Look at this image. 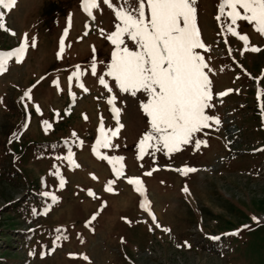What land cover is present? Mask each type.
Segmentation results:
<instances>
[{"label":"rangeland","instance_id":"1","mask_svg":"<svg viewBox=\"0 0 264 264\" xmlns=\"http://www.w3.org/2000/svg\"><path fill=\"white\" fill-rule=\"evenodd\" d=\"M0 5L5 264H264V0Z\"/></svg>","mask_w":264,"mask_h":264},{"label":"trees","instance_id":"2","mask_svg":"<svg viewBox=\"0 0 264 264\" xmlns=\"http://www.w3.org/2000/svg\"><path fill=\"white\" fill-rule=\"evenodd\" d=\"M19 204V203H18ZM18 204H13L12 205V208L13 210L15 211L16 208L19 206ZM29 208V207H28ZM27 210V209H26ZM3 242H5L6 244H9L8 241L6 240V236H4V239H3ZM14 247V246H13Z\"/></svg>","mask_w":264,"mask_h":264}]
</instances>
